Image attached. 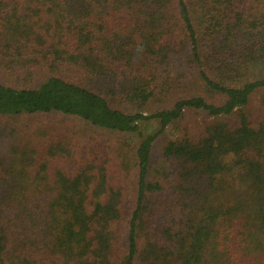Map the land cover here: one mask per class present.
Segmentation results:
<instances>
[{"label": "trees", "instance_id": "obj_1", "mask_svg": "<svg viewBox=\"0 0 264 264\" xmlns=\"http://www.w3.org/2000/svg\"><path fill=\"white\" fill-rule=\"evenodd\" d=\"M258 92L264 0H0V264H264Z\"/></svg>", "mask_w": 264, "mask_h": 264}, {"label": "rangeland", "instance_id": "obj_2", "mask_svg": "<svg viewBox=\"0 0 264 264\" xmlns=\"http://www.w3.org/2000/svg\"><path fill=\"white\" fill-rule=\"evenodd\" d=\"M261 94H264V93H262V92H258V93H257V96H256L255 98H258V96H261ZM254 100H255V99H254ZM23 119H24V120H28V119H25V118H23ZM23 119H21V120H18V119H17L18 121L15 120V119H13L12 122H13V123H16V126H17V127H21L23 124H26V122H25ZM39 119H40V120H39V121H36L35 124H39V125H41V124L44 123V121L42 120V118H39ZM200 119H201L200 113H191V114H189V115L187 116V122H188V123H191V121L199 122ZM47 120H49V121H47ZM52 120H53V121H56V120H58V119L53 118V117H46V121H47V122H51ZM6 123H9V124H10V122L7 121L6 119H0V125H4V124H6ZM69 124H70V125H71V124H74V125H76V126L82 128L84 131L88 132L89 134H93L92 132H94V131H95V132H98V133L100 132V131H97V130H95V129H90V127L88 128V127H86L85 125H82V123H79V122H78V123H77V122H72V121H70V119H69ZM157 129H158L157 124L154 123V122H152L151 124L145 125L144 132H146V133H154ZM97 135H99V134H97ZM174 135H175V134H174L172 131L167 130L165 134L161 135V136L155 141L153 149H154V154H155L156 156H157L158 154L161 153L162 147H163L164 143L166 142V140H167L168 138H170V137H175V136H176V135H175V136H174ZM99 136L114 139V138H112V137H110V136H108V135H104V134H101V135H99ZM134 141H137V140H134ZM157 158H158V156H157Z\"/></svg>", "mask_w": 264, "mask_h": 264}]
</instances>
